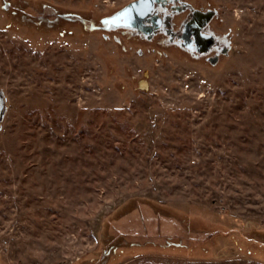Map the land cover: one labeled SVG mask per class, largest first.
<instances>
[{
  "label": "rangeland",
  "instance_id": "rangeland-1",
  "mask_svg": "<svg viewBox=\"0 0 264 264\" xmlns=\"http://www.w3.org/2000/svg\"><path fill=\"white\" fill-rule=\"evenodd\" d=\"M131 1L0 0V264H264V0L218 67L84 29Z\"/></svg>",
  "mask_w": 264,
  "mask_h": 264
},
{
  "label": "flooded vegetation",
  "instance_id": "flooded-vegetation-1",
  "mask_svg": "<svg viewBox=\"0 0 264 264\" xmlns=\"http://www.w3.org/2000/svg\"><path fill=\"white\" fill-rule=\"evenodd\" d=\"M146 4H149L150 10L148 16L142 22L141 27L143 29H150L149 32L126 28H120L112 33L93 30L92 27L97 24L102 16L97 20L85 22L84 29L89 32H100L104 38H112L123 49H126L125 44H128L129 48H132L133 45H138L152 54L166 56L171 53H177L189 57L195 62H206L209 64V61L213 57L218 56L215 67L221 66L226 61V59H222L225 49L220 42H215L204 52V43L202 40H204V34L207 32L204 31V26L199 25L201 24L204 12L215 10V3L212 0H146ZM190 18H193L196 26L198 25L199 27L196 33H191L186 40L183 38L182 24L186 19ZM50 23L45 22V26L48 27L52 24ZM214 23H217L215 18L211 24ZM228 30L218 31L212 27L209 33L223 41L226 38L224 34ZM137 53H142V50L140 48L137 49ZM140 79H134L136 87Z\"/></svg>",
  "mask_w": 264,
  "mask_h": 264
},
{
  "label": "water",
  "instance_id": "water-1",
  "mask_svg": "<svg viewBox=\"0 0 264 264\" xmlns=\"http://www.w3.org/2000/svg\"><path fill=\"white\" fill-rule=\"evenodd\" d=\"M216 5V4H215ZM150 6L149 4H146V0H133L126 5L122 6L119 9H116L115 11L102 16L96 25L92 27L93 30H100L104 33H112L117 31L120 28H126V29H140L145 32H149L150 29H143L141 27L142 22L146 19V17L149 14ZM220 9L216 8L215 10H208L204 12L203 18L201 19V24L199 26H204V31L207 32L204 34V40L202 42L204 43V52L209 49V47L214 44L215 42H220L222 46L224 47L223 54L224 56L222 59H226L230 52L232 51V46L236 40L235 34L236 32L240 31L241 27L234 23L232 27L226 32L224 35H226V38L221 41V39H218L214 37L212 34L209 33L212 20L215 18L217 20V23L221 25L222 19L220 18ZM216 15V17H215ZM196 26L195 21L193 18L186 19L182 24V33L183 38L187 40L188 36L191 33H196V30L199 27ZM188 43V42H187ZM186 43V44H187ZM188 46V44H187ZM189 47V46H188ZM218 61V56L213 57L212 60H210V64L212 67H215V62ZM148 71H145L144 76L140 79V82L137 86L138 90H143L147 92L149 90V84H148ZM7 101V98L4 97L2 92L0 91V124L2 122V119L4 117L5 113V105L4 103ZM1 129V125H0Z\"/></svg>",
  "mask_w": 264,
  "mask_h": 264
}]
</instances>
